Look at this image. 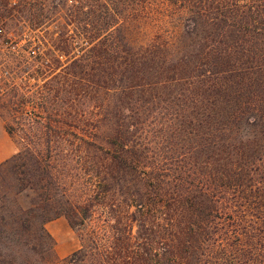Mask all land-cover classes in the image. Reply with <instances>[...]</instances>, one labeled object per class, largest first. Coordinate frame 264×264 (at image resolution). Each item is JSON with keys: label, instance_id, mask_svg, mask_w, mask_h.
<instances>
[{"label": "rangeland", "instance_id": "374dc122", "mask_svg": "<svg viewBox=\"0 0 264 264\" xmlns=\"http://www.w3.org/2000/svg\"><path fill=\"white\" fill-rule=\"evenodd\" d=\"M0 116V264H73L147 178L178 220L214 204L227 246L264 244V0H0ZM43 131L86 135L84 162Z\"/></svg>", "mask_w": 264, "mask_h": 264}, {"label": "trees", "instance_id": "16d2710c", "mask_svg": "<svg viewBox=\"0 0 264 264\" xmlns=\"http://www.w3.org/2000/svg\"><path fill=\"white\" fill-rule=\"evenodd\" d=\"M5 128L10 133L9 127ZM33 137L43 142L46 150L52 140H63L72 144V139L76 138L77 152L74 154L80 162L81 160L84 162L86 149L91 144L84 134H70V140L64 133L43 131ZM124 146L121 145L122 148ZM18 155L19 153L16 152L15 156ZM47 156H53L49 150ZM120 160L123 161V166L130 165L140 170L141 174L144 173L143 168L132 165L133 161L127 160L124 156H121ZM145 183L148 188L143 194L121 190L116 200L104 204L103 211L106 215L114 217L116 221L114 225L108 222L113 230L110 229V235L92 237L91 244L86 249L72 250L67 258L69 263L264 264L262 238H258L253 245L255 248L250 249V246H243L240 243L230 248L222 241L221 236H217L220 231L216 229L220 225L234 221L231 213L221 212L214 204H210L205 211L200 212V208H196L195 212L178 220L176 210L170 207L179 201L178 198L175 195L161 198L158 183L152 178H147ZM57 185L62 188L63 193V183ZM1 197L5 199L6 195ZM131 205L135 207L134 210H130ZM26 212L22 220L27 227L34 222V218L43 213L42 209L35 208H29ZM112 212L115 214H111ZM56 214L55 211L54 215ZM49 217H43L40 223L42 224ZM133 221L137 225L135 230L132 229ZM40 227L43 229L42 225ZM258 234L264 235L261 231ZM230 235L232 239H238L235 232Z\"/></svg>", "mask_w": 264, "mask_h": 264}, {"label": "crops", "instance_id": "0c3cea01", "mask_svg": "<svg viewBox=\"0 0 264 264\" xmlns=\"http://www.w3.org/2000/svg\"><path fill=\"white\" fill-rule=\"evenodd\" d=\"M16 150L15 142L11 136V134L6 130L3 119L0 116V162L4 161L10 155H12ZM51 222L46 223V229L54 234L50 229Z\"/></svg>", "mask_w": 264, "mask_h": 264}, {"label": "built area", "instance_id": "2783aa9c", "mask_svg": "<svg viewBox=\"0 0 264 264\" xmlns=\"http://www.w3.org/2000/svg\"><path fill=\"white\" fill-rule=\"evenodd\" d=\"M13 44H17V42H16V41H14V42L12 43V45H13Z\"/></svg>", "mask_w": 264, "mask_h": 264}]
</instances>
